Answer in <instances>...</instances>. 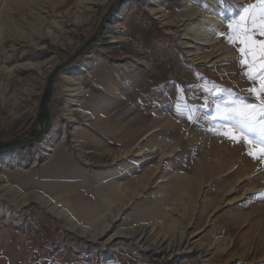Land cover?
Listing matches in <instances>:
<instances>
[{
	"label": "rangeland",
	"instance_id": "rangeland-1",
	"mask_svg": "<svg viewBox=\"0 0 264 264\" xmlns=\"http://www.w3.org/2000/svg\"><path fill=\"white\" fill-rule=\"evenodd\" d=\"M19 1H0V146L39 134L49 74L97 37L43 136L3 154L0 264H264V162L216 110L251 99L227 24L255 0H125L104 25L118 0Z\"/></svg>",
	"mask_w": 264,
	"mask_h": 264
},
{
	"label": "snow or ice",
	"instance_id": "snow-or-ice-1",
	"mask_svg": "<svg viewBox=\"0 0 264 264\" xmlns=\"http://www.w3.org/2000/svg\"><path fill=\"white\" fill-rule=\"evenodd\" d=\"M227 29L228 43L237 47L243 75L253 86L248 89L251 99L237 96L216 105L217 118L227 122L220 134L233 143H245L247 154L264 162V0L244 6Z\"/></svg>",
	"mask_w": 264,
	"mask_h": 264
},
{
	"label": "water",
	"instance_id": "water-1",
	"mask_svg": "<svg viewBox=\"0 0 264 264\" xmlns=\"http://www.w3.org/2000/svg\"><path fill=\"white\" fill-rule=\"evenodd\" d=\"M123 1H125V0H118L117 3L111 7L106 18L102 21V25H104V22L107 21V19H109V17L112 15V13L116 9V7L120 3H122ZM96 37H97V33L83 47H81L78 51H76L74 53V55H72L68 60H66L64 63L56 65L53 68L52 72L49 74V76L47 78L46 87L44 90V96H43L42 104H41V123L44 124V128L35 137L25 139V140L12 141V142L2 144L0 146V155L4 154L5 152L11 151L15 148L24 147L28 144H31L34 141L39 140L43 136L44 132L49 127L50 122H51L50 111H49V102H50L51 97H52L54 83H55V79H56L57 75L60 73L61 70L68 67L73 61H75L80 55L85 53V51L88 50V48L91 46L93 41H95Z\"/></svg>",
	"mask_w": 264,
	"mask_h": 264
},
{
	"label": "bare ground",
	"instance_id": "bare-ground-1",
	"mask_svg": "<svg viewBox=\"0 0 264 264\" xmlns=\"http://www.w3.org/2000/svg\"><path fill=\"white\" fill-rule=\"evenodd\" d=\"M2 3H3V6H4V10L7 11V9H11L12 8V5L13 4V1H19V0H0ZM20 2V1H19ZM17 2H15L16 4ZM4 11V12H5ZM9 12V11H8ZM7 13V12H6ZM0 17H1V12H0ZM114 27H112L110 30H108V34L111 38H114L115 36H112L113 33H115V31H121V30H115V29H119V25L114 23L113 25ZM107 37V35H106ZM116 41V39H115ZM202 55V54H201ZM199 56V55H198ZM206 56V55H205ZM199 58V57H198ZM203 58V57H202ZM107 133V131H105ZM112 136V135H111ZM127 145H129V143H127ZM130 151V150H129ZM126 153V152H125ZM155 153L154 152H151L150 153V156H154ZM108 161V159H107ZM7 162L6 161V157L2 154L0 155V164H3ZM6 184L4 183H1L0 184V187H4ZM35 195V194H34ZM33 195V196H34ZM34 200H38L40 201L41 203L47 205L50 210H52L53 212H55L59 217L60 219L63 221V223H65L66 225H69L70 228L72 230H74L75 232H78L80 233L81 235L85 236V237H88V238H97L98 236H100L101 234H103L105 228H108L109 226H106L105 228H103V230L99 231L98 233H94L92 234L90 229L88 227L85 226V224H80V222H78L75 217L71 216V214H69L68 212V209L59 205L58 203L52 201L49 197L45 196L44 194H37L35 195L34 197H31V199ZM29 199V198H28ZM231 203V202H230ZM122 208V207H120ZM117 215V214H116ZM115 217V216H113ZM144 227L139 230V228H137L136 230H133L132 232H130L131 234L129 235H132V236H135L136 239H139L141 237V240L145 237V235L147 233H145V231L143 230ZM121 232V231H120ZM117 236V235H116ZM126 236V235H125ZM115 237V236H114ZM161 246L158 245L157 248H160Z\"/></svg>",
	"mask_w": 264,
	"mask_h": 264
}]
</instances>
